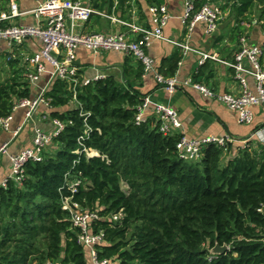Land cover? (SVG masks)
Masks as SVG:
<instances>
[{
	"label": "trees",
	"instance_id": "obj_1",
	"mask_svg": "<svg viewBox=\"0 0 264 264\" xmlns=\"http://www.w3.org/2000/svg\"><path fill=\"white\" fill-rule=\"evenodd\" d=\"M132 1L119 0L117 8L125 15ZM203 1L196 0V9ZM230 1L239 19V38L241 18L264 0ZM146 2L160 6L165 0ZM113 5L108 0L95 8L112 13ZM94 19L100 23L99 16ZM181 60L180 51L163 60L166 77H175ZM16 63L9 62L12 78L0 82V118L10 117L20 100L31 98V85L16 72ZM208 71L209 78L212 71L201 67L195 79ZM71 89L58 79L45 95L50 118L65 124L54 140L55 150L43 162L26 165L22 186L9 179L0 190V264H88L80 230L62 208L72 195L67 175L84 182L74 201L101 218L93 229L106 235L100 259L121 264H264V143L250 140L227 160L233 144H211L200 161L185 162L177 152L183 135H163L154 118L137 124V107L146 95L129 82L111 75L79 84V107L70 104ZM121 212L124 217L113 222L111 216ZM217 245L228 246V252L211 254Z\"/></svg>",
	"mask_w": 264,
	"mask_h": 264
},
{
	"label": "built area",
	"instance_id": "obj_2",
	"mask_svg": "<svg viewBox=\"0 0 264 264\" xmlns=\"http://www.w3.org/2000/svg\"><path fill=\"white\" fill-rule=\"evenodd\" d=\"M113 1V11L117 12L119 0ZM37 6L30 12H20L16 3H11L10 14L0 16V40L6 42L11 48L23 46L27 41L33 40L40 44V50L31 55L23 57L30 65L27 73V80L30 84H36L40 78L47 73L51 67L53 74L51 81L65 80L72 85L73 99L70 104L79 107L77 100V86H87L91 82L105 78L97 75L94 79H80L78 75L77 52L85 49L91 54L98 56L110 52L122 54L132 58L143 67L144 75L155 74L157 82L173 95L177 88V81L173 78H165L155 69V62L149 54V49L157 42L168 41L165 37V29L173 17L167 5L150 6V24H142L138 15L132 11L131 21L122 19L114 14L100 12L95 8V3L102 0H37ZM225 4L220 0H204L202 6L196 9V0H189L186 4L183 17L189 32H193L198 23L206 24L207 34H213L223 19V8ZM31 14L35 18L34 25H12L7 22L13 19ZM101 16L110 20L111 31L105 33H90L83 31V27L91 21L93 16ZM76 29H80L76 32ZM264 29V25H263ZM179 44H176L178 46ZM180 46V45H179ZM187 51V48H183ZM15 56L10 55L8 60ZM209 56H204L202 63ZM226 65L233 71L234 78L238 85V91L216 94L205 85L193 83L192 80L186 85L192 86L203 96L218 100L230 111L234 112L241 125L253 126L255 123L254 108L264 105V39L259 43H251L249 35L240 38V45L235 52L231 62ZM249 79L255 83V91L249 87ZM48 88H44L37 98L22 99L15 106L16 109H26V122L34 118L40 106H46L51 111V106L45 95ZM150 97H145L143 104L137 107V124L146 122L153 118L160 126V132L165 136L180 134L183 124L179 114L170 106L156 104L152 107ZM152 113L150 114V109ZM12 118H0V127L6 131L11 130ZM54 129L45 132L36 128L33 142L24 148L19 154L11 157L10 177L18 186H22L25 180V168L30 162L40 163L45 159L46 154L55 146L54 140L65 129V124L59 120H52ZM23 127L15 132L18 135ZM252 138L264 143V128L256 130ZM82 138L80 141H83ZM236 140L232 136L206 137L190 139L183 136L177 144L179 158L185 162H198L203 158V150L211 144L219 147H227ZM5 148L0 150L3 152ZM88 155H98L91 153ZM8 179V180H9ZM7 180V181H8ZM1 188H6V183ZM66 187L71 192V197L63 200V210L69 212L70 220L74 227L79 228V243L84 247L92 259L93 264H113L112 259L99 258V246L106 244L104 231L94 232V225L101 220L98 212L84 209L74 201V195L84 185L80 178L66 176ZM0 188V190H1ZM123 213L111 216L113 222L123 218Z\"/></svg>",
	"mask_w": 264,
	"mask_h": 264
},
{
	"label": "crops",
	"instance_id": "obj_3",
	"mask_svg": "<svg viewBox=\"0 0 264 264\" xmlns=\"http://www.w3.org/2000/svg\"><path fill=\"white\" fill-rule=\"evenodd\" d=\"M104 1L108 2V0H102L101 3ZM188 1L165 0L164 4L168 6L173 17L164 31L168 41L157 42L149 49V54L155 62L156 72L166 79L168 78L166 77L167 69L164 67L163 60L170 58L177 51L181 52L182 60L174 77L178 86L173 95L157 82L155 74L145 76L140 63L116 52L95 56L85 49H79L76 62L78 75L81 79H94L97 75L104 77L113 75L122 83L129 82L134 90L151 98L152 107L156 104H164L176 110L183 124L180 134L190 139L229 135L235 138L236 142L254 140L255 138H252L256 132L254 129L258 124L264 126V105L254 108L255 123L253 126L241 125L237 115L224 104L203 96L192 86L186 85V82L192 80L193 83L205 85L218 95L238 91L234 73L226 63L232 61L243 35H249L251 43H259L264 39V19L257 15L258 6L254 7L249 17L247 16L246 19L241 18V21L243 20L240 24L242 34L239 38H236L239 19L233 11V2L220 0L225 4L223 19L216 32L209 35L206 32V24L201 22L196 25L193 32H189L186 22L183 20ZM11 3H16L20 12H30L36 8L38 2L37 0H0V16L6 13L10 14ZM131 6L132 9L125 15L119 9L117 13H114L113 8L112 13H109L106 8L100 12L114 14L131 21L133 18L132 11H134L142 24L149 25L150 6L146 0H133ZM99 17L101 18L99 24H93L94 21L91 20L82 28L83 31L94 33L96 31L93 30V27L98 28L102 23L107 24L108 29L98 33L109 32L114 28L110 20ZM7 23L9 25L31 26L35 24V18L28 14ZM176 44L180 46H176ZM183 48H187V51ZM39 50L40 44L33 40L25 42L23 46H13L12 48L6 42L0 40V65L4 66L7 72L6 77H8L4 79L1 76L0 82L12 77L13 71L9 67V62L12 60H8L10 55L13 54L15 56L13 60L17 61L16 72H19L20 76L26 77L30 65L25 62L23 57L31 56ZM207 55L209 58L202 63L203 57ZM204 66L209 67L212 75L208 78V71L204 77L196 80L195 77L198 75L200 68ZM52 74V68L48 67L47 73L36 84H30L32 99L37 98L42 89H50L53 86ZM116 75H120L121 80ZM249 87L252 91H255V83L252 79H249ZM152 109H150V114ZM50 112L46 106L42 105L34 118L26 122V109H16L13 110L10 116L12 118L11 130L6 131L0 127V150L5 148L0 153V188L10 177L11 157L19 154L24 148L32 144L36 128H40L45 132H51L54 129ZM19 127L23 128L18 135H15Z\"/></svg>",
	"mask_w": 264,
	"mask_h": 264
},
{
	"label": "rangeland",
	"instance_id": "obj_4",
	"mask_svg": "<svg viewBox=\"0 0 264 264\" xmlns=\"http://www.w3.org/2000/svg\"><path fill=\"white\" fill-rule=\"evenodd\" d=\"M258 13H257V15H258V17H260V18H263L264 19V5L263 6H259L258 7ZM260 15V16H259ZM262 19V20H263ZM94 22H93V24H96V22H95V19L93 20ZM108 29V25L107 24H101V26L100 27H98V28H96V26H94L93 27V30H95L96 32H104V31H106ZM8 70V69H7ZM6 75H7V72H6V69H4V66H1L0 65V77L1 76H3L2 78H4V79H6V78H8V77H6ZM119 79H120V75H116ZM12 78V77H11ZM121 80V79H120ZM261 128H264V126L262 127L260 124H258L257 125V127L254 129V130H259V129H261ZM249 140H247V141H245V142H235V143H233V146H234V150H233V152L231 153V154H229V155H227L226 157H225V160H227V159H229L231 156H233V155H235L236 154V152H237V148L238 147H244L245 145H246V143L248 142ZM254 142H255V139L253 140ZM256 141H258V140H256ZM55 149H54V146L49 150L50 151V153L52 152V151H54ZM122 187H123V189L125 190V191H127L128 190V187L125 185V184H123L122 185ZM207 248L209 247V245H207L206 246ZM211 254H212V250H211V252H210ZM85 254H86V259H87V262H88V264H93V262H92V259H91V257H90V255H89V253L87 252V251H85ZM114 261V260H113ZM113 264H121L119 261H114V263Z\"/></svg>",
	"mask_w": 264,
	"mask_h": 264
},
{
	"label": "water",
	"instance_id": "obj_5",
	"mask_svg": "<svg viewBox=\"0 0 264 264\" xmlns=\"http://www.w3.org/2000/svg\"><path fill=\"white\" fill-rule=\"evenodd\" d=\"M229 248L228 246H219L217 245L213 250H212V254L213 255H223L226 254L228 252Z\"/></svg>",
	"mask_w": 264,
	"mask_h": 264
},
{
	"label": "bare ground",
	"instance_id": "obj_6",
	"mask_svg": "<svg viewBox=\"0 0 264 264\" xmlns=\"http://www.w3.org/2000/svg\"><path fill=\"white\" fill-rule=\"evenodd\" d=\"M80 29H76V32H79Z\"/></svg>",
	"mask_w": 264,
	"mask_h": 264
}]
</instances>
